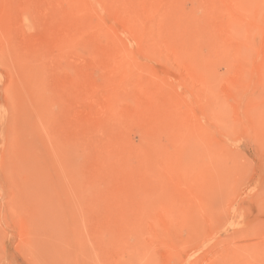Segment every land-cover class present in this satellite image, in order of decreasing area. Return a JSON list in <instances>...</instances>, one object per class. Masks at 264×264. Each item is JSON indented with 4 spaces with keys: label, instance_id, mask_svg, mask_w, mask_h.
Wrapping results in <instances>:
<instances>
[{
    "label": "rangeland",
    "instance_id": "obj_1",
    "mask_svg": "<svg viewBox=\"0 0 264 264\" xmlns=\"http://www.w3.org/2000/svg\"><path fill=\"white\" fill-rule=\"evenodd\" d=\"M0 264H264V0H0Z\"/></svg>",
    "mask_w": 264,
    "mask_h": 264
}]
</instances>
